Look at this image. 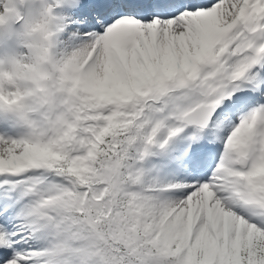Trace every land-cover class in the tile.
<instances>
[{"label": "snow or ice", "instance_id": "snow-or-ice-1", "mask_svg": "<svg viewBox=\"0 0 264 264\" xmlns=\"http://www.w3.org/2000/svg\"><path fill=\"white\" fill-rule=\"evenodd\" d=\"M0 264H264V0H0Z\"/></svg>", "mask_w": 264, "mask_h": 264}]
</instances>
